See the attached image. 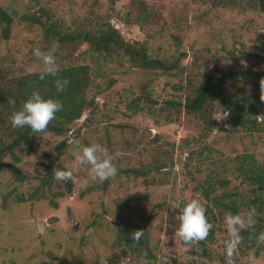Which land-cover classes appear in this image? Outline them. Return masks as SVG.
Segmentation results:
<instances>
[{
	"label": "rangeland",
	"instance_id": "1",
	"mask_svg": "<svg viewBox=\"0 0 264 264\" xmlns=\"http://www.w3.org/2000/svg\"><path fill=\"white\" fill-rule=\"evenodd\" d=\"M0 5L15 17L10 39L5 40L0 32L1 85L12 77L41 71L42 62L34 55L37 48L45 52L56 49V68L87 65L99 75L103 86L114 83L95 98L97 112L92 125L85 126L91 111L87 110L64 136L47 133L40 137L34 154L26 155L32 141L19 147L24 182H12V175L2 169L0 194L10 193L11 197L5 203L0 197V264H100L101 259L109 264L116 253L129 249L121 242L111 250L118 242L120 217L134 222L137 231H143V243L150 247L138 255L128 254L130 264H229V243L224 238L230 235L224 220L216 241L200 245L206 247L209 257L198 259L193 244L187 246L175 235L179 208L193 198L204 202L196 189L209 178L228 181L230 188L238 191L246 189L248 185L237 178L238 161L252 155L264 165V130L261 137L244 130L240 119L232 118L238 112L230 117V110L217 101L210 107L208 120L217 125L208 132L201 116L188 113L184 105L210 73L231 74L237 69L264 72V14L259 1L0 0ZM24 14L53 17L65 32L92 30L110 22L125 40L147 45L152 56L172 61L179 58L178 70L172 75L146 74L133 68L128 58L105 57L86 43L56 47L45 37V29L25 20ZM92 96L89 92L88 97ZM139 96L144 111L130 106L129 99ZM225 96L230 106L232 102L246 109L252 105L264 122L260 103L264 86L259 88L257 80L247 84L242 77H232ZM252 96L254 99L245 100ZM4 118L0 105V126ZM63 140L67 144L60 166L78 178L72 181L73 194L59 199L57 207L51 196L34 203L16 201L18 195L35 191L46 174L45 152L54 155ZM90 143H100L115 154L114 163L122 169L142 173L148 168L161 170L149 177L119 178L103 196L104 192L94 187L87 166L74 158L81 145ZM164 163L169 166L163 168ZM56 180L63 185L62 180ZM60 191L64 192V187ZM142 196L145 199H140ZM246 248L241 253L232 241L231 264H264V243L259 244V254L256 248L245 253Z\"/></svg>",
	"mask_w": 264,
	"mask_h": 264
},
{
	"label": "trees",
	"instance_id": "2",
	"mask_svg": "<svg viewBox=\"0 0 264 264\" xmlns=\"http://www.w3.org/2000/svg\"><path fill=\"white\" fill-rule=\"evenodd\" d=\"M52 1L58 2L61 0ZM258 1L260 12L264 14V0ZM23 17L25 20H29L44 28L45 37L49 41L55 42L56 47L75 42L78 44L86 43L94 52L102 54L105 57L110 58L122 55L128 58L133 68L141 70L146 74L155 71L157 74L172 75L178 70L179 58L172 61L168 58L152 56L147 45L140 41L130 42L125 40L121 32L110 22L102 23L92 30L88 28L83 31L65 32L59 29L53 17L48 16V18H42L36 15L30 16L29 14H24ZM14 21L15 17L0 5V32L5 40L10 39ZM40 73L41 71L21 74L4 81L3 85L0 84V105L5 116L3 125L0 126V173L2 169H5L12 175V182H24L26 180V174L23 168L19 166L22 162L21 153L18 151L19 147L28 140L32 141L33 144L28 148L26 155L34 154L40 146V142L38 141L40 137H43L47 133H51L57 137L64 136L71 131V126L76 121H79L87 110L91 111L85 121V126L92 125L97 112L95 98L98 94H104L106 90L111 88L110 85L114 84L111 83L103 86L102 81L98 80L99 75H95L91 67L87 65L61 66L57 68L56 76H46L43 80L40 79ZM236 76L242 77L247 84L257 80V86L259 88L264 86V72L260 71L237 69L232 71L231 74L215 75L210 73L196 88L194 97L187 100L184 108L190 114L200 115L206 125V130L211 132L217 123L215 121H208L210 107L214 102L218 101L230 110V117L234 116V112H238V116L232 118L234 120L240 119L244 130L254 135L259 134V137H261V132L264 130V122L260 120L255 107L250 105L246 109L241 107L238 102H232L231 107L225 101V91L228 87L229 79ZM56 79H66L68 81L63 91L57 90L55 85ZM33 90H39L45 98H57L63 104V108L50 121L48 127L39 133L33 132L28 126L14 128L10 121L12 113L21 108ZM89 92L93 94L91 98L88 97ZM251 99H254V96L245 100L248 102ZM119 101L122 102V100ZM129 101H131V108L134 107L141 111H144L146 108L141 96L130 98ZM166 103L169 105L174 104V102L171 103L170 101H166ZM260 103L264 106V97L260 100ZM109 121L110 117L107 122ZM66 142V140H63L57 146V151L54 155L45 152V156L49 160V162L46 160L43 166L46 169L45 176L40 179V183L37 184L34 192H31L27 196L20 194L17 196L16 201L34 203L48 199V196H51L52 205L57 207L59 199L73 194L72 180H62V185L60 182H57L53 173L56 168L61 167L60 162L63 157V148L67 144ZM128 145L129 143H127ZM9 158L12 160L10 161ZM167 166L169 164L164 163V167H158L166 168ZM117 168L118 173L114 178L107 181L94 180L96 182L94 183V187L98 191L102 190L104 192L103 196L108 193L109 187L119 178L125 176L132 178L131 175L137 178L149 177L151 172L161 170L158 168H148L146 170L147 172L144 171L142 173L139 169H122L120 166H117ZM236 171L238 172L237 178L248 185L244 190L243 188L239 189V191L232 189L228 181L224 182L220 178H209L200 183L196 189L200 191L204 199L202 203L206 206L207 218L212 225L208 236L204 240L192 245L195 248L193 254L198 259H206L209 257L206 247H200V245L213 244L216 241V233L222 230V221L226 213L240 212L244 214L251 207L256 208V223L250 228L241 230V239L234 242L241 253L247 247L245 253L246 250L256 248V254H259V244L261 242L258 241L257 235L259 232L264 231V165L255 161L252 155H244L238 161ZM33 178L38 180L39 176H34ZM63 187L65 191L61 192L60 189ZM47 192L48 194H46ZM0 197H2V201L5 203L11 197V194L5 193L4 196L0 194ZM145 197L142 196L140 199H145ZM184 204L185 201L182 202V207ZM102 210L103 214H106L107 210L105 205L102 206ZM149 215L153 217L151 213ZM127 221L126 218L120 217V221L116 224V229H118L116 231V238L118 242L113 243L111 250L114 251V249H117V246L121 242H124L129 249H124L118 255L116 253V257L114 256L109 259V264H120L121 258H126L128 254L138 255L139 251H150L148 244L143 243V236L138 241L133 239V233L137 231V225L134 226V222ZM224 240L228 244L231 241V237L224 238ZM142 243L144 249L141 246ZM127 264H130V262L128 261ZM208 264H211V262Z\"/></svg>",
	"mask_w": 264,
	"mask_h": 264
},
{
	"label": "clouds",
	"instance_id": "3",
	"mask_svg": "<svg viewBox=\"0 0 264 264\" xmlns=\"http://www.w3.org/2000/svg\"><path fill=\"white\" fill-rule=\"evenodd\" d=\"M55 51V48L47 52L41 51L39 48L34 49V55L42 62L41 80L45 79L46 76L57 75ZM67 84L68 81L66 79L55 80L58 91H63ZM62 108L63 104L59 99L45 98L39 90H33L21 108L12 113L10 121L14 128L28 126L33 132L39 133L48 127L50 121L55 118ZM74 158L80 164L87 166L88 175L93 180L107 181L114 178L118 173V168L114 163L115 154L109 153L108 149L100 143L81 145L79 150L74 153ZM53 173L58 180L70 179L74 183L78 180L72 171L62 167L56 168ZM179 209L180 212L177 216L179 223L176 227L175 235L180 237L185 245L196 244L204 240L212 227L207 218L206 206L201 200L193 198ZM224 223L231 237L226 250L229 264H231L232 241L241 239V230L255 225L256 208L251 207L244 214L228 212L225 214ZM142 235L143 231H135L133 239L138 241ZM257 239L259 242L264 243V231L258 233ZM100 264H108V260L101 259ZM120 264H127V258H121Z\"/></svg>",
	"mask_w": 264,
	"mask_h": 264
}]
</instances>
